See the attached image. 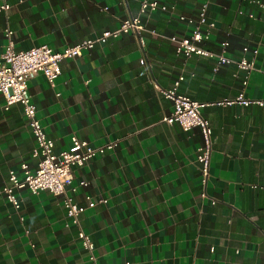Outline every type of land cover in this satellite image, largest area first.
Listing matches in <instances>:
<instances>
[{
	"label": "crops",
	"instance_id": "obj_1",
	"mask_svg": "<svg viewBox=\"0 0 264 264\" xmlns=\"http://www.w3.org/2000/svg\"><path fill=\"white\" fill-rule=\"evenodd\" d=\"M159 1L174 9L141 15L144 50L125 33L64 59L55 86L43 73L28 81L56 151L68 149L74 135L92 146L116 143L73 167L77 190L69 192L86 207L81 225L99 264H264V105L216 103L241 93L264 99V0H209L214 26L201 45L235 59H250L257 48L249 73L234 62L177 53L170 36H188L194 25L188 19L197 21L206 0ZM3 2L10 7L0 10V57L7 27L17 50L42 44L63 50L118 27L139 13L141 0ZM180 76L179 93L208 103L202 108L213 130L207 197L197 160L201 129L164 121L173 101L155 85L172 89ZM35 147L22 104L6 109L0 92V187L11 172L38 166ZM81 180L87 184L79 186ZM16 193L19 207L0 192V264H91L67 217L65 194ZM91 200L96 204L88 207Z\"/></svg>",
	"mask_w": 264,
	"mask_h": 264
},
{
	"label": "built area",
	"instance_id": "obj_2",
	"mask_svg": "<svg viewBox=\"0 0 264 264\" xmlns=\"http://www.w3.org/2000/svg\"><path fill=\"white\" fill-rule=\"evenodd\" d=\"M209 0L201 3L197 21L188 19L193 23L192 32L185 37L170 36L171 41L175 44L178 54L190 56L199 54L215 58L218 64L236 63L238 68L249 73L255 69V56L258 49H253L252 58L242 56L238 59L226 55L224 52L216 53L212 50L204 48L201 43L208 38L209 30L214 26L212 21L208 19ZM10 4L3 2L0 4V10L9 9ZM107 9V7H105ZM173 10L174 6L168 7L159 0H141L140 10L136 15L121 22V24L110 30L103 31L101 34L84 39L78 43L66 46L63 50H55L48 44L33 46L26 50H17L13 40V31L7 27L5 36L7 45L4 53L0 57V92L5 99V108L11 104L21 103L27 123L32 129L36 139V147L33 155L39 157L38 166L35 169L23 166L22 175L11 172L8 183L0 187V192L4 193L7 199L15 206H20V199L16 193L17 190L26 189L32 194H38L41 191H49L54 195L65 194L64 206L66 208L67 217L71 223L78 227V237L84 249L89 253L91 264H99L95 254V243L89 233H87L81 225V214L86 210L85 206L78 204L71 195V192L77 190V186L73 185L74 172L73 167L83 166L86 161L93 158L97 153L106 149H112L116 143L110 141L101 146H92L87 140L80 139L76 135L72 136V144L68 149L60 151L55 150V143L49 137L45 126L42 124L38 116L36 104L33 102L28 88V81L38 73H43L51 86L56 85V81L61 74V62L67 58H75L83 55L87 49L93 48L96 44H105L110 38H117L125 33H133L139 42L141 49L144 50L145 39L144 31L146 26L142 21L141 15L146 12L168 11ZM156 33L155 30L151 31ZM244 52H248L249 48L245 46ZM141 63L148 64L145 57L140 59ZM217 68V66L215 67ZM236 77L238 73L234 74ZM247 78V77H246ZM183 76L175 82L172 89H162L155 82L156 87L173 101L174 109L170 115L164 116L163 120L168 123L179 122L185 131L197 126L201 129L204 143L199 147L197 160L200 162L202 171V197H207L206 186L209 181L211 172V155L212 147V126L210 121L202 114V108L208 103L200 102L190 98L187 95L177 91V87ZM244 84L247 79H244ZM240 103L242 105H264V99H251L241 93L237 99H224L217 101V104ZM85 180L79 182V186L86 185ZM106 199L101 197L99 202H105ZM211 203H216L215 198H211ZM94 200L89 201L88 207L95 206Z\"/></svg>",
	"mask_w": 264,
	"mask_h": 264
}]
</instances>
